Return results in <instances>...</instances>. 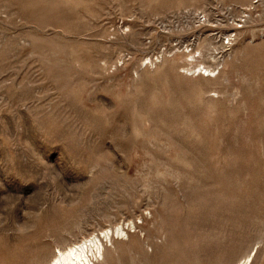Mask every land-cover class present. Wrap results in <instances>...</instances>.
I'll return each instance as SVG.
<instances>
[{"label":"rangeland","instance_id":"obj_1","mask_svg":"<svg viewBox=\"0 0 264 264\" xmlns=\"http://www.w3.org/2000/svg\"><path fill=\"white\" fill-rule=\"evenodd\" d=\"M123 222L88 264H264V0H0V264Z\"/></svg>","mask_w":264,"mask_h":264},{"label":"bare ground","instance_id":"obj_2","mask_svg":"<svg viewBox=\"0 0 264 264\" xmlns=\"http://www.w3.org/2000/svg\"><path fill=\"white\" fill-rule=\"evenodd\" d=\"M207 39L212 41V38L210 37H208ZM199 40L200 38H198L197 40H193L191 42L192 50L187 54L182 53L181 55L177 56V59L181 60V62L183 63L181 68H186V71L189 72L190 74L192 75L198 74L201 76V73H203L204 75L209 76L212 73H214V71H217L216 68L219 67L220 60H217L218 62H214L213 64H208L207 62H204V60H201V62H197L199 60V59L197 60V57L201 56L203 59H206L207 57L213 60L217 58L220 59L224 57L223 51L225 50V46H223L221 43L219 44L217 42L218 40L214 42L212 41L213 43L207 41L206 38L203 39L205 40V42H200ZM150 63L152 64L153 61L149 60V64ZM135 71L137 72V70ZM199 78L210 81L209 78H204V77H199ZM125 225L127 228H129L128 222L115 223L106 228L104 227L97 230L98 232H92L88 236H82L79 239V241H73L68 244L58 246L56 248V251L53 252V254L50 255L41 264H88L89 262L88 253H91V255L93 256H95L94 252H96V254L98 255L100 254V248L103 246V241L100 238V235L103 238H108L109 233H111V238H110V242H111L113 240L114 233L117 235L126 233ZM254 257L251 258V254L246 255L242 258L241 261L237 262V264H252Z\"/></svg>","mask_w":264,"mask_h":264},{"label":"built area","instance_id":"obj_3","mask_svg":"<svg viewBox=\"0 0 264 264\" xmlns=\"http://www.w3.org/2000/svg\"><path fill=\"white\" fill-rule=\"evenodd\" d=\"M201 14H202V15H201ZM201 14H200V15H197V17H196V22L199 23L198 26H201V25H203L204 23L207 22L205 15H204L203 13H201ZM175 38H178V37L175 36ZM174 41H175V42H172V43L174 44L173 47H178V46L182 45L181 42L179 41V39H176V40H174ZM230 42H231V36H230V34H226L225 36H223V39L221 40V44H222L223 46H225V49H227V47L230 45ZM182 46H183L182 48H184L186 45L183 44ZM189 49H190V48H189ZM219 74H220V71H214V73H212V74L209 75V76L204 75L203 73H201V76H199V77L215 78V77H217ZM195 76H198V74H196Z\"/></svg>","mask_w":264,"mask_h":264}]
</instances>
